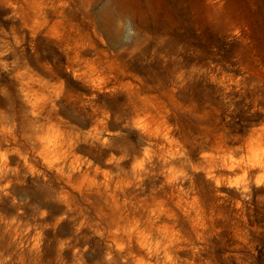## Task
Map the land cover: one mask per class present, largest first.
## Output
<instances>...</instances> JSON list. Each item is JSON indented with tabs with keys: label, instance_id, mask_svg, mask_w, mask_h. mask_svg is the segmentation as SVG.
<instances>
[{
	"label": "rangeland",
	"instance_id": "obj_1",
	"mask_svg": "<svg viewBox=\"0 0 264 264\" xmlns=\"http://www.w3.org/2000/svg\"><path fill=\"white\" fill-rule=\"evenodd\" d=\"M262 149L264 0H0L2 264H264Z\"/></svg>",
	"mask_w": 264,
	"mask_h": 264
},
{
	"label": "clouds",
	"instance_id": "obj_2",
	"mask_svg": "<svg viewBox=\"0 0 264 264\" xmlns=\"http://www.w3.org/2000/svg\"><path fill=\"white\" fill-rule=\"evenodd\" d=\"M31 115L35 116L36 113L35 112H32ZM134 127L137 128L138 130L142 131V132L145 131V128H146V126L144 125V122L142 120H137L135 122V124H134ZM4 131L5 132H8L10 134L11 131H12V129L11 128H6V129H4ZM58 138H60V134L59 133H56L53 136H44L43 138H41V143L45 144V146L47 148V147L52 146ZM96 139H97V141H99L102 144V146L108 144V140H106V139L105 140H100V137L99 136H97ZM38 155H41L42 158H43V154L42 153H38ZM260 155H261V158L264 159V149L261 150ZM5 159H6V157H5ZM113 159H109L107 161V163H112L113 162ZM120 159L122 160V159H124V157H121ZM227 159L228 160H231V156H229ZM149 160H150V152H149L148 149H144V151H143V159H141V160H139L137 162V164L135 165V168L142 170L143 167H144V164L146 162H149ZM55 162L56 161L54 159L53 160H48V159H45L44 160V163L46 165H48L49 168H51L52 164H54ZM240 162L242 163L243 161H240ZM237 163L238 162L233 161V164L234 165L237 164ZM252 166L255 167L256 165L253 163ZM261 166L264 167V165H261ZM199 170L200 169H194V171H199ZM229 170L231 171V169H229ZM32 171L35 172L34 169ZM57 171H60V170L57 169ZM168 172L171 174V180H169V183H171L172 181L176 180L177 177H184L185 176V173L183 171H178L177 172V171H175L173 169H168ZM207 178L210 179V180L213 179V176L211 174V170H209V173H208V177ZM215 183H216L217 188H219L221 186V181L220 180H216ZM256 184H257V186H259L261 184H264V176L258 177L257 180H256ZM244 185H245L244 177L243 176H240V177H237L236 179L230 181L227 186L228 187H231V188L242 189V191L244 193H246V192H248L249 189L246 186H244ZM9 186L10 185H7L6 184L4 187L6 189ZM59 199L60 200H64V199H66V197L60 196ZM46 215H47V212H42L41 213V216L42 217L43 216H46ZM64 219H65V217L64 216H61L59 218V220L57 221V223H60ZM83 226H84V224H83V222H81V225L79 227H77V229H76L77 232H79L80 227H83ZM132 230H134V229H132ZM95 234L97 236H102L103 235V233H101V232H96ZM198 239H200V237H198ZM123 247L124 246L123 245H120V244H117L116 245V248H117L118 251H123ZM61 248H63V245H61ZM196 251H199V249H197ZM112 260H113V257L111 255V253H107L105 255V261L107 262V264H111ZM0 264H2V262H0ZM138 264H144V261L143 260H140V261H138ZM166 264H176V261L173 259L172 256H166Z\"/></svg>",
	"mask_w": 264,
	"mask_h": 264
}]
</instances>
